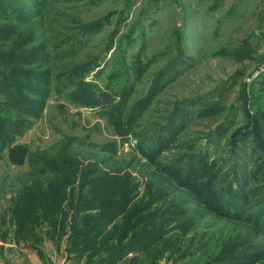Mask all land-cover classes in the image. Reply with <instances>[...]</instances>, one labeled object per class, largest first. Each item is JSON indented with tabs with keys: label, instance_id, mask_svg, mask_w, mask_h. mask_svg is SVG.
Returning <instances> with one entry per match:
<instances>
[{
	"label": "trees",
	"instance_id": "trees-1",
	"mask_svg": "<svg viewBox=\"0 0 264 264\" xmlns=\"http://www.w3.org/2000/svg\"><path fill=\"white\" fill-rule=\"evenodd\" d=\"M44 3L0 0V157L9 150L12 160H28L33 171L0 209V239L8 240L13 233L17 244L23 242L42 258L46 241L59 251L65 243L67 262L73 264H255L264 255V106L250 91L254 83L243 93L253 112L236 103L227 105V85L176 101L152 134L141 136L145 163L116 167L107 163L110 159L85 161L68 143L50 157L31 153L16 140L45 108L51 90V71L45 67L50 53L45 41L35 43L39 36L34 29L18 32L17 26L45 19ZM104 24V19L80 24L70 45H81ZM130 36L108 47L124 51ZM243 48L228 53L244 57L249 50ZM123 51L121 66L110 76L118 80L114 91L121 97L119 104H110L114 120L150 62L137 53L127 64ZM189 59L181 52L157 72L146 95L133 103L122 134L130 132L174 76L185 72ZM101 60L96 57L69 71L78 78H68L77 84L72 93L76 101L84 102L82 92L88 93L91 85L84 77ZM191 114L215 125L206 134V146L191 144L189 152L160 163V154L178 140ZM224 137L226 158L211 159V146ZM130 166L137 167L141 179ZM206 215L239 228L219 238L217 253L208 251L212 235L198 229Z\"/></svg>",
	"mask_w": 264,
	"mask_h": 264
},
{
	"label": "rangeland",
	"instance_id": "rangeland-1",
	"mask_svg": "<svg viewBox=\"0 0 264 264\" xmlns=\"http://www.w3.org/2000/svg\"><path fill=\"white\" fill-rule=\"evenodd\" d=\"M45 19L40 22H22L18 32L39 36L35 43L45 41L50 53L48 65L51 71L50 94L40 117L32 124L16 144L27 147L31 153L54 155L57 149L68 143L70 149L85 161L110 159L116 167L147 162L140 146L143 136L161 124L176 101L191 99L218 86H229L227 105L236 103L246 106L243 93L250 84V91L259 96L264 106V0H45ZM104 19L103 27L84 37L76 48L70 45L78 35V26ZM130 34V43L125 41L123 53L127 64L133 62L137 53L144 61H150L147 70L134 83L133 91L125 99L122 114L112 119L110 104H119L121 97L114 91L118 80L110 78L121 66L122 51L108 47L120 42ZM141 35V36H140ZM17 37V36H16ZM125 40V39H124ZM181 47V49H180ZM244 47L249 52L237 57L228 52ZM243 48V49H244ZM180 49V51H179ZM225 50V53H223ZM189 56L188 66L182 74L174 76L171 83L162 89L154 101L139 117L130 132L121 133L125 118L136 101L143 98L154 76L180 53ZM102 57L101 64L85 75L87 92H82L84 102L72 96L78 81L74 71L77 65ZM67 81V82H66ZM94 94L93 96L90 94ZM114 100L111 102V100ZM87 101V102H86ZM251 112L254 108L246 102ZM244 105V106H243ZM193 114V113H192ZM190 115L188 126L176 142H172L160 154V163L173 161L189 152V145L206 146V134L214 128L202 116ZM240 118L244 119L243 114ZM149 131V132H148ZM152 134V133H151ZM227 137L219 145L210 148L211 159L226 158ZM222 163V162H220ZM139 168V167H138ZM138 174L137 167L130 166ZM32 167L28 160L19 164L12 160L9 150L0 157V209L9 204L12 194L30 180ZM147 176V175H146ZM141 179L142 176L137 175ZM147 178V177H145ZM198 229L212 235L209 254L220 251L222 240L231 234L234 224L206 215L199 219ZM0 239L2 260L6 264H73L67 262L65 243L59 251L51 241L42 245L45 258L23 242ZM255 264H264V255Z\"/></svg>",
	"mask_w": 264,
	"mask_h": 264
},
{
	"label": "crops",
	"instance_id": "crops-1",
	"mask_svg": "<svg viewBox=\"0 0 264 264\" xmlns=\"http://www.w3.org/2000/svg\"><path fill=\"white\" fill-rule=\"evenodd\" d=\"M10 239H12V237H10ZM14 240V239H13ZM0 243H1V241H0ZM22 244V243H21ZM24 244V243H23ZM19 246V248H20V244L18 245ZM36 253V252H35ZM2 252L0 251V264H6L3 260H2Z\"/></svg>",
	"mask_w": 264,
	"mask_h": 264
}]
</instances>
